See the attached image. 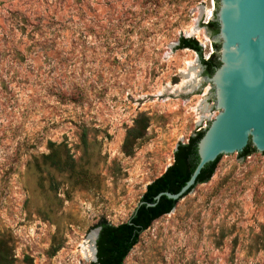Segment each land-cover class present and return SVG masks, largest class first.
Wrapping results in <instances>:
<instances>
[{"label":"rangeland","instance_id":"obj_1","mask_svg":"<svg viewBox=\"0 0 264 264\" xmlns=\"http://www.w3.org/2000/svg\"><path fill=\"white\" fill-rule=\"evenodd\" d=\"M215 8L0 0V241L12 264H90L79 245L103 221L126 222L177 144L216 111L197 54L176 48L192 38L202 59L216 53L206 28ZM188 66L194 76L183 86ZM145 119L127 155L126 134ZM48 142L65 146L83 173L43 166ZM122 264H264V156L218 160Z\"/></svg>","mask_w":264,"mask_h":264},{"label":"water","instance_id":"obj_2","mask_svg":"<svg viewBox=\"0 0 264 264\" xmlns=\"http://www.w3.org/2000/svg\"><path fill=\"white\" fill-rule=\"evenodd\" d=\"M218 66L206 76L212 86L216 115L196 142L197 163L176 193L161 196L178 200L195 184L201 170L215 161L244 158L248 143L264 156V0H215ZM195 133L192 135L194 136ZM94 232V243L99 228ZM94 247V259L96 260Z\"/></svg>","mask_w":264,"mask_h":264},{"label":"trees","instance_id":"obj_3","mask_svg":"<svg viewBox=\"0 0 264 264\" xmlns=\"http://www.w3.org/2000/svg\"><path fill=\"white\" fill-rule=\"evenodd\" d=\"M206 28L212 34L217 33L215 21L208 22ZM214 47L217 50V46L214 45ZM176 48H187L194 51L203 66V74L205 76L211 75L214 68L218 66L215 54L206 60L202 59L201 47L195 39L180 37ZM146 127V119L142 126H139V121H136L135 126L127 132L123 143V149L127 155L131 153L132 145L135 144L136 140L144 136ZM200 136L201 132L195 133L194 136L189 137L186 143L177 144L173 152L172 163L159 177L146 186L138 205L126 222L111 225L103 221L97 225L99 232L95 241L96 260L90 264H122L129 251L137 243L139 235L154 220L169 213L175 207L179 199L170 200L165 196H161L153 207H148L147 203H153V198L160 192L176 193L183 186L197 163L196 142ZM83 143L85 145L84 139ZM46 148L49 150V154L41 156L43 166L53 168L59 172H70L77 175L83 173L81 171L76 172L75 161L69 155L65 146L48 142ZM254 152H256L255 149L248 143L239 155L245 157ZM219 158L220 156L201 170L195 184L183 196L189 193L197 184L206 183L210 180ZM9 256L7 246L3 241H0V264H12Z\"/></svg>","mask_w":264,"mask_h":264},{"label":"bare ground","instance_id":"obj_4","mask_svg":"<svg viewBox=\"0 0 264 264\" xmlns=\"http://www.w3.org/2000/svg\"><path fill=\"white\" fill-rule=\"evenodd\" d=\"M194 76V68L188 66L187 71L183 74V86H185L187 83H190V80ZM179 85L177 88L181 87ZM91 237L88 238V240L83 241L79 247H80V253L83 256L84 259H94V247L92 248L91 245H88V243L93 241L94 244V232L91 233ZM92 259V261H93Z\"/></svg>","mask_w":264,"mask_h":264},{"label":"built area","instance_id":"obj_5","mask_svg":"<svg viewBox=\"0 0 264 264\" xmlns=\"http://www.w3.org/2000/svg\"><path fill=\"white\" fill-rule=\"evenodd\" d=\"M216 115V111L213 112L209 117H207L206 119L203 120L201 125H198L195 129H194V133H200L202 132L208 125V122L210 120H212L214 118V116Z\"/></svg>","mask_w":264,"mask_h":264}]
</instances>
